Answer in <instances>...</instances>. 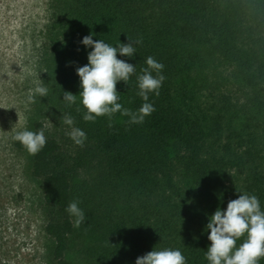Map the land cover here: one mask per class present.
Returning <instances> with one entry per match:
<instances>
[{
    "label": "trees",
    "instance_id": "1",
    "mask_svg": "<svg viewBox=\"0 0 264 264\" xmlns=\"http://www.w3.org/2000/svg\"><path fill=\"white\" fill-rule=\"evenodd\" d=\"M48 5L57 20L53 47L45 52L48 60L59 59L56 106L86 134L82 145L71 140L65 147L42 122L32 124L46 138L30 167L42 186L54 264H73L67 254L75 241L84 243L92 264H134L137 256L164 247L179 249L186 264H207L204 226L217 207L240 191L255 195L264 210V0ZM89 33L110 45L140 40L133 57L117 53L135 65L128 85L116 84L122 107L136 110L143 103L136 77L145 58L163 64L159 95L149 93L154 111L142 123H128L119 111L111 127L105 116L82 119L75 69L87 63L79 41ZM63 91L76 102L68 105ZM73 200L85 213L78 228L65 211Z\"/></svg>",
    "mask_w": 264,
    "mask_h": 264
},
{
    "label": "rangeland",
    "instance_id": "2",
    "mask_svg": "<svg viewBox=\"0 0 264 264\" xmlns=\"http://www.w3.org/2000/svg\"><path fill=\"white\" fill-rule=\"evenodd\" d=\"M48 2L0 0V264H54L41 182L32 175L31 155L12 138L40 121L65 147L71 143L52 90L59 59L48 60L45 53L53 47L50 31L57 27ZM56 51L61 58L66 54ZM37 82L48 89L47 96L29 103L27 95ZM67 256L73 264H92L79 241Z\"/></svg>",
    "mask_w": 264,
    "mask_h": 264
},
{
    "label": "clouds",
    "instance_id": "3",
    "mask_svg": "<svg viewBox=\"0 0 264 264\" xmlns=\"http://www.w3.org/2000/svg\"><path fill=\"white\" fill-rule=\"evenodd\" d=\"M92 37L93 34L89 33L80 38L79 43L87 50V63L75 69L79 78V103L84 108L82 119L94 121L99 116H105L111 127V117L119 111L121 116L128 117V123H142L154 111V105L149 102V93L159 95L164 80L163 64L151 56L145 58L146 67L136 77V94L143 103L136 110L122 107L118 102L116 84L123 82L128 85L135 65L118 58L117 53L123 57H133L136 53L134 45L139 44L140 40L128 37L130 43L110 45ZM47 93L48 89L37 82L29 90L27 102L31 103L37 97H46ZM61 99L68 105L76 102V96L69 91H63ZM63 123L70 129L66 135L74 144L82 145L86 138L85 132L73 126L70 115L63 116ZM12 138L30 155H35L46 143L42 130L34 132L26 127L16 131ZM238 192L239 195L230 199L225 208L217 207L208 216L204 226L210 241L204 252L207 264H258L260 258L264 257V210L255 195ZM65 211L72 218L73 227L78 228L85 221V213L77 201L69 202ZM238 240L241 242L237 245ZM134 264H186V258L177 248H152L137 256Z\"/></svg>",
    "mask_w": 264,
    "mask_h": 264
}]
</instances>
